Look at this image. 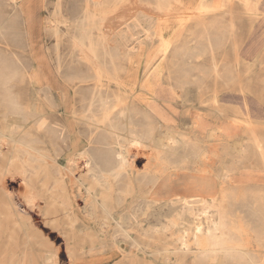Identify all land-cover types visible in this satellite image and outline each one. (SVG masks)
<instances>
[{
	"label": "bare ground",
	"instance_id": "6f19581e",
	"mask_svg": "<svg viewBox=\"0 0 264 264\" xmlns=\"http://www.w3.org/2000/svg\"><path fill=\"white\" fill-rule=\"evenodd\" d=\"M144 1L148 2L0 0V45L5 44L0 46L3 122L0 124V158L5 161L0 170L23 168L54 192V196L60 197L59 206L65 214L70 213L71 224L78 221L87 230L79 237L81 242L91 243L90 248L93 243L100 247L109 243L115 248L120 258L108 264H122V261L124 264H264V196L258 195L257 188L243 187L240 180L232 176L237 165L252 151L264 165V139L257 131V124L249 119H237L243 122L248 134L244 138L238 131L228 130L226 126L210 127L205 118L196 119L190 114V122L186 123L190 132L231 136L232 149L238 159L233 160L230 168H225L218 184L206 183L192 194L179 193V189L167 185L163 178L162 164L171 160L169 156H177L181 145H189L178 136L173 105L178 98L183 102L190 100L194 82L190 79V70L181 74L170 68L137 70L120 64L131 27L142 21L149 25L150 16L137 8ZM171 1L156 0V10L157 7L167 9ZM124 2L136 8L129 14L126 9L123 10L126 14L115 15L124 19L119 30L105 31V20ZM38 3L41 6L30 9V4ZM40 8L47 11L44 31L55 38L56 46L66 40L71 58L66 69L57 68L63 78L60 85L67 86V90L54 89L53 82L45 88H35V96H41L45 103L43 105L40 99V103L29 105L18 100L13 88L25 76L32 78L33 70L14 52L3 51V48L30 47L35 11ZM197 10L195 17L204 24L202 29L207 30L215 16L206 17L209 10L205 7ZM18 21L25 24L23 34L15 30ZM205 38L209 43V36ZM200 55H196L197 59ZM213 71L216 72V67ZM200 74L202 79L206 77L205 71ZM178 89H183V94ZM219 95L213 99L214 103L227 111ZM65 108L85 146L62 159L66 151L77 145ZM9 117L15 121H8ZM245 140L248 142L244 143ZM143 149H147L148 154L142 153ZM143 156L145 162L136 167ZM198 156L207 159L205 150ZM82 159L86 161L85 172L69 182L68 171L74 174ZM62 169L67 170V174ZM71 183L78 188L76 201L84 202L86 219L79 216ZM188 187L184 190H193L192 186ZM5 207L10 218L19 215L9 200ZM13 222L19 225L23 220L17 218ZM0 242L3 250L1 234ZM28 254L20 251L15 264L34 263ZM38 256L39 264L54 260L51 253L41 252ZM92 261V264H102L98 258Z\"/></svg>",
	"mask_w": 264,
	"mask_h": 264
},
{
	"label": "rangeland",
	"instance_id": "374dc122",
	"mask_svg": "<svg viewBox=\"0 0 264 264\" xmlns=\"http://www.w3.org/2000/svg\"><path fill=\"white\" fill-rule=\"evenodd\" d=\"M247 1L248 3L244 0H200L199 3V0H172L171 5L167 8L170 12L166 13L167 9L164 8L157 7L156 10V0L144 1L142 5L138 4L137 8L142 9L150 16L149 25L142 21L140 25L132 26L130 34L127 36L128 39L125 40L127 43L124 41L126 47L120 59V64L124 66L137 70L153 67H160L162 70L170 68L178 70L181 74L190 70L192 74L190 77L194 82L191 88L192 97L188 102H183L178 98L173 105L178 124V136L187 141L189 145H181L177 156H169L171 160L162 164V175L166 184L175 186L179 189V193L181 191L192 194L196 192V188L206 183L218 184L225 174L223 172L234 164L235 158L238 159L237 153L232 149L231 136L228 137L220 133L208 136L199 131L196 134L190 132L186 125L187 122H190V114L193 113L196 119L205 118L210 123V127L224 128L226 126L228 130L238 131V135L247 138L248 134L243 122L237 120L241 118L231 116L222 106L218 107L214 103L219 94L225 93L234 95L232 99L234 102L228 103V106L238 107L240 117L245 118L249 115L250 120L257 124L264 122V96H261L259 91L260 86L264 84V0ZM135 5L133 6L135 7ZM247 5L249 8L245 9ZM35 6L41 5L39 3L30 4L29 7L34 9ZM131 7L130 2H124L115 7L113 15H110L104 22V30L107 32L110 28H114V31L119 30L123 26L124 19L117 16L126 14L127 10L128 14L133 12L136 7ZM204 7L209 10L206 12V17L215 16L214 20L207 23V30L202 29L204 24L195 17L197 9ZM121 10L125 11L122 13ZM222 11L226 19L225 25L227 26L228 23L223 40L218 39L219 35L215 33L220 31V13ZM46 13L47 11L42 8L35 11L34 34L30 41V47L25 45L24 47L3 48V51L14 52L33 70L32 78L25 76L24 80L17 82L13 88L18 100L23 104L36 105L40 103L38 101L41 99V103L44 105L45 99L42 100L41 96H35L34 89L45 88L51 82L54 83V89L64 88L63 90H67V86L60 85L63 78L57 73V68L62 70L70 65L69 46L64 39L56 46L55 38L44 31ZM247 13L251 16H248ZM116 14L117 16H115ZM214 22L215 24H213ZM147 26L151 27L147 28ZM14 27L16 31L24 33L25 24L22 22H16ZM158 27H162V29H158ZM236 27H238V31ZM205 36H209V43ZM0 46H5V44ZM199 53L201 55L197 59L196 55ZM239 56L242 58L240 59ZM214 67H216V72L213 71ZM235 68L239 70L247 68L250 71L252 79L249 82L243 81L244 84L250 85L248 90L245 88L244 91H240L238 90L239 85L236 84L228 87L232 74L236 73ZM202 71L206 72L204 79L201 78ZM178 90L183 94V89ZM241 94L246 96V107L242 105L239 98ZM59 109L62 112V107ZM65 111L71 132L76 137L74 142L76 140L77 145L72 150L66 151L61 157L62 159L85 146L83 138L75 131V125L71 121L68 109L65 108ZM1 115L0 113V124L2 125ZM14 119L9 117L8 121H15ZM257 128L258 133L264 139V134L261 133L263 130L260 129H264V125L258 124ZM246 142L248 141L245 140L244 143ZM204 150L207 155L206 160H202L198 156ZM142 153L148 154L147 149H143ZM253 153L252 151L244 157L232 176L234 180L239 179L243 187L257 188L258 195L264 196V165ZM144 162L145 157L143 156L138 159L135 166L141 167ZM4 163L5 161L0 158V165ZM77 164L79 167L75 169L76 171L74 170L73 176L69 171L67 175L68 180L71 179L73 182L75 176L86 170L85 160L82 159ZM183 164L185 165L183 166ZM62 170L67 172L65 169ZM198 170L199 172H197ZM76 173L78 174L76 175ZM223 180L225 183L228 182L227 178ZM71 186L73 187L71 190L75 194V197L72 196V198L79 216L81 219H86L83 200L76 201L78 188L72 183ZM185 186H189L188 188L192 186L193 190L186 191L184 190ZM59 198L54 196V192L46 189L45 185L42 186L40 181H36L32 173L23 168L17 167L11 171L0 170V234L2 243H4L3 250L0 249V264H15L20 251L29 252L28 257L30 260H34L32 264L40 263L41 259L38 258V255L41 252L53 255L54 260L49 264H92V260L95 258L101 259L102 264H108L120 258L115 248L111 247L109 243L101 247L93 243V248H90L91 243L81 242L79 237L85 235L87 230L78 221L71 224L70 213L65 214V211L59 206L61 202ZM8 200L17 208L19 215L10 218L6 214L5 202ZM17 218L23 220V223H20L21 226L13 222ZM262 250L264 251V247ZM262 255L264 256V252ZM123 262L122 264L125 263Z\"/></svg>",
	"mask_w": 264,
	"mask_h": 264
},
{
	"label": "crops",
	"instance_id": "0c3cea01",
	"mask_svg": "<svg viewBox=\"0 0 264 264\" xmlns=\"http://www.w3.org/2000/svg\"><path fill=\"white\" fill-rule=\"evenodd\" d=\"M246 3H248L247 0H244ZM249 6L247 5V7H245V9H248ZM248 14V13H247ZM221 15V24H220V31H216L215 33H218V39H225V33L227 31V27H228V23H227V26L225 25V16H223V11L220 13ZM248 16H251L248 14ZM254 17V16H252ZM215 24V22L213 23ZM237 31H238V27H236ZM214 39H216V37H214ZM239 58L241 59L242 56H239ZM234 72V71H232ZM235 75L232 74L231 76V79H230V82H229V85L228 87H231L233 86L234 84L236 85H239V88L238 90L240 91H244V89L246 88L247 90L249 89L250 85L247 83V84H244L243 81H246V82H249L251 79H252V75L250 74V71L246 68L244 70H239L237 68H235ZM242 83V84H241ZM231 84V85H230ZM260 95L261 96H264V84L262 86H260ZM220 101H221V104L227 108V111L228 113L231 115V116H234L236 118H241V119H249L250 120V116L247 115V117L245 118H242L240 117V111H239V108L238 107H233V106H228V103H232L234 101H232V99L234 98V95L233 94H225V93H221L220 95ZM242 101V105H244L245 107L247 106V101L245 100L246 96H244V94H241L240 97H239ZM252 121V120H251ZM253 122V121H252ZM255 123V122H253ZM257 124V123H255ZM259 125L260 124H263L264 125V122H259L258 123ZM257 124V125H258ZM261 130H263V132H261L262 134H264V129L260 128Z\"/></svg>",
	"mask_w": 264,
	"mask_h": 264
}]
</instances>
